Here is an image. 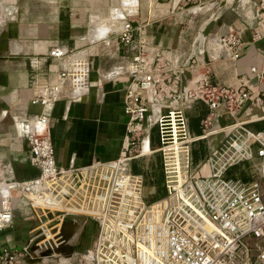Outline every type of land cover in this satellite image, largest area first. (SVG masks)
Returning <instances> with one entry per match:
<instances>
[{"label": "built area", "instance_id": "built-area-1", "mask_svg": "<svg viewBox=\"0 0 264 264\" xmlns=\"http://www.w3.org/2000/svg\"><path fill=\"white\" fill-rule=\"evenodd\" d=\"M132 20L123 14L117 40L135 44L126 70L131 80L124 93L127 114L119 153L109 159H95L80 166H59L49 133L47 107L67 90L80 92L87 83L88 60L72 48L54 45L48 54L64 61L55 79L37 73L30 81V102L41 105L28 124L25 136L36 176L15 181L20 196L39 221L34 236L43 232L40 225L55 232L63 220L80 216L96 222L92 244L81 252L78 264H264V199L257 182L225 176L226 169L256 154L264 156V132L252 130L244 122L229 124L230 132L206 157L209 173L193 171L192 143L184 111L190 99H201L209 106L202 119L204 131L216 108L225 105L235 110L247 99L263 103L262 93H252L247 78L235 84L212 81L211 68L203 58L192 57L187 65L165 68L148 53L145 42L136 36ZM264 32L259 19L252 39ZM231 57L238 56L240 37L234 30L221 36ZM39 68V56L30 58ZM188 68L196 73L189 85L181 87L180 73ZM156 70L159 72H156ZM252 76L264 80V62L251 65ZM152 106H164L156 116L166 195L157 202L144 199L142 177L129 169V160L153 151L144 125ZM12 217L9 196L1 202L0 226ZM52 238V237H51ZM50 239V238H49ZM49 239L45 245H48ZM47 243V244H46ZM253 246L256 248L254 251ZM17 254L0 249V264L14 261Z\"/></svg>", "mask_w": 264, "mask_h": 264}, {"label": "crops", "instance_id": "crops-1", "mask_svg": "<svg viewBox=\"0 0 264 264\" xmlns=\"http://www.w3.org/2000/svg\"><path fill=\"white\" fill-rule=\"evenodd\" d=\"M223 1L15 0L12 4L15 7L7 11L0 27V208L2 200L9 196L12 212L11 219L0 226V249L7 247L17 254L16 260L4 264H78L81 252L94 240L82 243L81 233L89 219L84 217L77 236L68 239L73 244L71 252L33 256L45 244L39 242L32 252L36 222L14 184L39 172L25 132L41 109L40 104L29 100L31 79L39 73L53 80L64 63L49 55V48L54 45L72 48L88 60L86 86L80 92L67 90L47 107L56 163L63 167L80 166L95 159L113 158L119 153L125 132L127 114L123 100L131 80L126 66L135 52V44L125 45L117 40L123 14L137 26L136 36L144 40L148 53L165 68L172 69L185 62L199 44L193 57L203 58L202 52L207 53L212 81L235 84L247 78L252 93L264 92V80L252 76L250 71L251 65L264 62V32L258 39H252L251 35L257 21L264 20V0H237L235 5L230 0ZM209 19L221 24L198 42L201 28ZM229 30L240 37L238 56L234 58L229 48L219 42ZM32 56H39V68L31 66ZM195 75L192 71L188 84ZM163 107L152 106L144 120L153 151L128 163L132 172L141 175L148 203L160 201L166 195L161 153L156 150L160 144L156 116ZM184 111L189 130L196 136L192 143V167L198 175L209 173L206 157L228 135L229 124L242 121L248 128L264 132V95L263 103L247 99L235 110L218 106L209 131L202 126V119L209 112L206 102L190 99ZM254 155H257L255 146L251 157ZM246 160L230 165L225 176L243 180ZM232 167L236 175L229 171Z\"/></svg>", "mask_w": 264, "mask_h": 264}, {"label": "water", "instance_id": "water-1", "mask_svg": "<svg viewBox=\"0 0 264 264\" xmlns=\"http://www.w3.org/2000/svg\"><path fill=\"white\" fill-rule=\"evenodd\" d=\"M236 1L237 0H230V4L231 5H235ZM224 2H225V0L222 3H224ZM214 23L215 22L212 21V19H209L204 24V26H202V28H201L202 35L200 36V38H202V40H203V38H207L210 32H215L217 30V27H219L220 23L218 25H216L215 27H213ZM225 33H223V34H225ZM198 46H199V44H196L194 49L195 50L198 49ZM195 50L192 49L191 54L189 55L188 59L185 62H183V65H187V63L190 61V59L195 55L194 54ZM202 53H203V60L205 62H208L209 58L207 57V53L204 52V51ZM191 75H192V73H191V71L188 68H184L182 70V72L180 73V85H181V87L186 85L187 80L191 77ZM73 224H75V220L74 219L65 218L63 220L61 226L59 227L58 238H56V241H54L53 238H50L49 239L50 243L48 245H45L44 248L40 249L38 255L39 256L48 255V254H50L53 251H55V252L59 251V252H62V253L71 252L73 250V244L68 242V239L71 236V227H72ZM59 241H62V242L60 244H56V242H59ZM35 245H37V244H33L32 248H35Z\"/></svg>", "mask_w": 264, "mask_h": 264}, {"label": "rangeland", "instance_id": "rangeland-1", "mask_svg": "<svg viewBox=\"0 0 264 264\" xmlns=\"http://www.w3.org/2000/svg\"><path fill=\"white\" fill-rule=\"evenodd\" d=\"M160 2H164V1H167V0H158ZM15 0H0V27H1V23L3 22L4 18L7 16L8 12L4 9V5L5 4H14ZM170 3V2H169ZM189 4V3H187ZM7 18V17H6ZM221 24L220 21H217L214 25H218V24ZM219 24V25H220ZM246 160V159H245ZM247 163H246V168L244 170H246L245 174L243 175L244 177V181H247V182H257L258 186H259V189L261 191V194L263 196V199H264V156H259V155H254L253 157H250L248 158L247 160ZM231 173L235 174V167H232L230 168ZM82 217L81 219L79 218L78 219V222L79 223H82V220L84 219V216H80ZM36 224L39 222L37 220V218L35 217H32ZM66 218H71L70 216L66 217ZM90 220V221H89ZM91 220L92 218H89L88 219V223L87 225L90 227V223H91ZM88 227V228H89ZM39 229H35L33 231V233L35 232H38ZM93 234L94 233H89L88 231H86L85 229V232L81 235L80 238H82V243H88L90 238H93ZM42 237H44V233H41L39 234L37 237H36V241L34 242V244H38L42 239ZM35 245V248H32V252L35 251V249H37L39 246ZM254 248V251H255V247L253 246ZM35 256V255H33Z\"/></svg>", "mask_w": 264, "mask_h": 264}, {"label": "bare ground", "instance_id": "bare-ground-1", "mask_svg": "<svg viewBox=\"0 0 264 264\" xmlns=\"http://www.w3.org/2000/svg\"><path fill=\"white\" fill-rule=\"evenodd\" d=\"M15 6L14 5H12V4H5L4 5V9L6 10V11H12V9L14 8ZM202 35V33L199 35V37H198V42H202L203 40H205V38H203V40H202V38H200V36ZM219 42H220V44H222V45H224L225 47H227L225 44H223L222 43V41H221V37H220V39H219ZM228 48V47H227ZM190 79V78H189ZM188 79V80H189ZM189 84H191V83H189ZM188 83H186V85H189ZM264 169V168H263ZM75 220V224H73L72 225V227H71V236H70V238H75L76 236H77V234H78V232H79V229H80V224L81 223H79L76 219H74ZM47 219L46 218H44L43 220H42V223L40 224V225H42V227H43V232L42 233H44V237H42L41 239V243H43V242H47L46 240H48L49 238H53L54 237V234H55V232H53L51 229H50V227H48V226H46V223H47ZM82 225V224H81ZM69 238V239H70ZM43 244H45V243H43ZM47 244V243H46ZM57 244V243H56ZM39 245V243L37 244V246ZM43 247V246H42ZM45 247V246H44ZM40 248H41V246H40ZM38 253L39 252H36V254H35V256H37L38 255ZM46 256V255H45ZM44 256V257H45ZM72 259V258H71Z\"/></svg>", "mask_w": 264, "mask_h": 264}, {"label": "trees", "instance_id": "trees-1", "mask_svg": "<svg viewBox=\"0 0 264 264\" xmlns=\"http://www.w3.org/2000/svg\"><path fill=\"white\" fill-rule=\"evenodd\" d=\"M90 221V220H89ZM88 222V221H87ZM88 223H85L84 224V227H83V230H82V233H81V235L85 232V229H86V231H88L89 233H94L95 232V230H96V222H95V220L94 219H92L91 220V225H90V227L87 225ZM89 227V228H88Z\"/></svg>", "mask_w": 264, "mask_h": 264}]
</instances>
